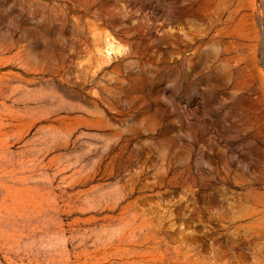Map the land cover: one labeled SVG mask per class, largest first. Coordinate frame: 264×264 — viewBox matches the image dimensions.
Segmentation results:
<instances>
[{"label":"rangeland","instance_id":"rangeland-1","mask_svg":"<svg viewBox=\"0 0 264 264\" xmlns=\"http://www.w3.org/2000/svg\"><path fill=\"white\" fill-rule=\"evenodd\" d=\"M0 264H264V0H0Z\"/></svg>","mask_w":264,"mask_h":264}]
</instances>
